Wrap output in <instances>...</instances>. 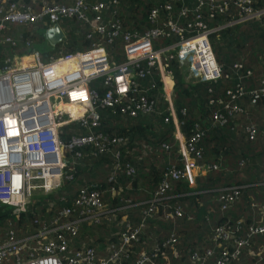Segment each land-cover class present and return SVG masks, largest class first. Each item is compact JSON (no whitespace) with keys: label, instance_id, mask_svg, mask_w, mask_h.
Here are the masks:
<instances>
[{"label":"built area","instance_id":"1","mask_svg":"<svg viewBox=\"0 0 264 264\" xmlns=\"http://www.w3.org/2000/svg\"><path fill=\"white\" fill-rule=\"evenodd\" d=\"M259 1L262 2L260 7L254 6V0H196L193 7L182 5L176 14L172 13L171 4L165 2L147 12L150 26L139 31L125 28L116 20L103 21V2L87 5L83 0H73L71 4L40 0L41 6L35 8L23 1L0 0V44H15L8 35L2 36L9 23L38 25L37 28L40 24L45 29L57 24L60 18L70 17L88 26L85 38L90 39L92 34L100 38L99 43L93 42L86 51L41 61L38 50L30 48L26 53L5 58L0 63V205L18 215L26 211L32 191L50 193L60 186L62 179H70L71 175L66 170V152L78 159L87 148L90 151L85 154L90 156L113 151L123 138L97 129L99 115L95 107H111L132 117L146 115L154 109V100L147 94L154 87L164 103L166 115L163 120L171 121L172 136L181 162V167H166L157 186L149 193V203L142 211L140 223L132 227L126 224V229L116 233L118 244L116 247L113 244L107 246L105 258L96 261L90 247L74 250L70 247L71 239L81 224L98 225L114 220L113 209L102 200L100 191L93 184L78 188L71 203L55 210L32 234L17 237L8 230L6 239L0 243V264H129L123 262L127 257L126 251L137 240L144 219L156 211L154 202L164 197L171 180H189L191 169L201 158V151L196 146L201 133L195 131L184 138L180 131V122L173 107L171 76L164 63L167 59H174L183 70L186 82L218 79L221 71L214 59L208 34L248 20H258L264 28V0ZM203 6L209 16L223 13L231 6L235 8L236 15L222 25L208 28L200 13ZM116 39L122 43L124 56L119 63L113 62L105 51V45ZM165 39L169 41L164 43ZM22 58L26 60L22 61ZM263 59L259 58L261 63H264ZM57 63L63 67L54 70ZM233 67L241 69L239 63ZM153 74L155 80L147 81ZM249 74L248 70L244 74L237 73L234 88L226 90V99L217 100L219 107L210 115L213 123L223 127L244 114V109L235 101L238 96L247 95L250 105L264 96V76L255 87L244 92L240 80ZM96 78L101 80L105 89L101 94L87 86ZM69 123H76L87 131L71 133L62 141L60 128ZM230 129H233L232 125ZM240 132L246 141L251 142L256 138L257 127L247 121L241 125ZM114 157H118L117 152ZM116 167L117 164L113 166ZM206 167L216 170L221 165L212 163ZM124 173L133 175L132 165L125 164ZM110 191L111 194L116 193L114 188ZM238 194L236 186L224 187L216 194L215 202L220 210H226ZM124 202L129 201L126 199ZM256 206L260 213L259 223L245 229L244 236H241L243 230L239 221L232 227H215L211 238L213 246L206 248L202 255L192 252L190 259L193 264H228L237 260L251 236L264 234V201ZM179 215L180 209L175 207L164 217ZM124 220L122 216L119 224ZM215 247L219 248L218 256L206 262V257L213 254ZM154 251L155 248L149 254L140 252L130 264H159L154 260Z\"/></svg>","mask_w":264,"mask_h":264},{"label":"trees","instance_id":"2","mask_svg":"<svg viewBox=\"0 0 264 264\" xmlns=\"http://www.w3.org/2000/svg\"><path fill=\"white\" fill-rule=\"evenodd\" d=\"M23 1L32 7L39 8L40 0H3ZM57 4H71L73 0H45ZM87 5L103 2L105 7L101 11L103 21H118L121 26L139 31L150 26L146 19L147 12L165 2L171 4L172 13L176 14L182 5L193 7L196 0H83ZM255 7L262 6V2L254 0ZM230 7V6H229ZM160 13L163 11L160 10ZM202 21L208 28L222 25L232 19L235 8L230 7L223 13L209 16L206 7L200 9ZM190 17V15H188ZM58 26L63 32V38L52 50L39 52L41 61L49 57L86 51L93 42H100L99 36L92 34L85 38L89 31L87 25L74 17L60 18ZM31 24L6 25L2 36L8 35L15 42L0 44V63L13 55L24 54L44 38L36 32ZM39 24V28H40ZM214 59L220 67V77L214 81L186 82L183 70L174 59H167L164 67L171 76L173 92V107L179 128L184 138L199 131L200 137L196 146L201 151V158L209 164L220 163L221 168L209 170L202 178V182L190 188L184 180H171L170 189L163 198L154 202L156 211L143 221V227L138 233L137 240L127 249L125 263H131L140 252L156 251L154 260L159 264H193L191 253L204 254L206 248L213 246L212 233L220 225L234 226L236 221L244 230L260 221V213L256 204L263 198L256 191L261 182L259 172L263 154L242 147V138L231 137L230 122L221 127L211 120V112L219 107L218 99H226V90L233 89L237 81V73L244 74L240 82L244 92L255 87L260 77L264 76V28L258 20H248L240 24L225 26L208 34ZM169 40L165 39L164 43ZM105 51L110 59L119 63L124 59L122 43L116 39L112 44L105 45ZM264 60V59H263ZM239 63L241 69L235 70L233 64ZM154 73V71H152ZM148 80H155L154 74ZM88 88H94L98 93L105 90L99 78L87 83ZM146 94V92H145ZM154 100V109L146 115L127 116L120 114L111 107H95L99 115L98 130L110 136H120L123 142L116 145L113 151L90 156L89 148L84 150L81 158H72L66 152L68 166L66 170L70 179H62L60 186L50 193L38 194L27 204V209L18 215L12 214L10 208L0 205V243L6 239V232L12 230L17 237L32 234L39 228L55 210L69 205L78 188L84 185H95L100 191L102 200L113 209V222L98 225L81 224L77 234L71 239L72 250L80 247H90L94 250L96 261L108 255L107 246L118 244L116 233L128 226H137L142 219L149 203V193L157 186L166 167H181L178 148L172 136L171 121L164 122L166 112L164 103L154 87L147 92ZM212 100V102H210ZM235 101L242 107V103L255 106L261 103L264 107V96L256 100L253 105L248 103L247 95L238 96ZM61 140L65 141L71 133H84L87 130L76 123L61 126ZM242 143V144H241ZM163 144L166 146L164 147ZM145 147V148H144ZM118 157H114V153ZM138 152V153H136ZM136 153V154H135ZM117 164L116 168L113 166ZM125 164L132 165L133 175H125ZM263 165V164H262ZM226 169V170H225ZM111 177V180L108 178ZM236 186L238 197L226 210H220L216 204L212 210L207 209L204 200L215 195L220 189ZM114 188L116 193L111 194ZM128 200L125 203L124 200ZM216 203V202H215ZM52 204V206H50ZM180 209L179 216L164 217L173 208ZM125 220L120 225V218ZM172 239V241H170ZM168 240V242H167ZM231 242V241H229ZM230 245L229 243H225ZM213 254L206 257V262L213 261L219 253L214 248ZM260 257V260H258ZM263 264L264 262V234L251 236L247 245L241 249L238 259L228 264Z\"/></svg>","mask_w":264,"mask_h":264},{"label":"crops","instance_id":"3","mask_svg":"<svg viewBox=\"0 0 264 264\" xmlns=\"http://www.w3.org/2000/svg\"><path fill=\"white\" fill-rule=\"evenodd\" d=\"M40 28L43 29V27ZM242 108L244 109V114L238 115L233 119L232 122H230V125L233 126V129L229 130V133H231L232 131L230 136L233 138L241 137L243 140L242 143H244L242 147H247L252 151L262 153L264 158V107L261 103H258L255 106H249L246 105V103H242ZM247 121L254 123L257 127L256 138L251 142L246 141L243 137V134L240 132L241 125ZM207 164L209 163L199 161L197 162L196 166L191 169L190 179L184 180L187 182L190 188H193L196 184L202 182V178H204V176L209 172V169H207L206 167ZM260 167L261 171L259 172V177L262 181L257 184L258 186L256 191L259 193L258 195H260L264 201V160L263 162H261ZM204 203H206L208 210H212L216 205L215 195H212L208 199L204 200Z\"/></svg>","mask_w":264,"mask_h":264},{"label":"water","instance_id":"4","mask_svg":"<svg viewBox=\"0 0 264 264\" xmlns=\"http://www.w3.org/2000/svg\"><path fill=\"white\" fill-rule=\"evenodd\" d=\"M42 36L50 47L54 48L55 45L63 38V32L58 24H52L44 29Z\"/></svg>","mask_w":264,"mask_h":264},{"label":"rangeland","instance_id":"5","mask_svg":"<svg viewBox=\"0 0 264 264\" xmlns=\"http://www.w3.org/2000/svg\"><path fill=\"white\" fill-rule=\"evenodd\" d=\"M43 31H44V29H41V28L36 29V32L37 33H40L41 35H42V32ZM34 48L37 49L40 52H42V51H48V50H52L53 49L52 47H50V45L45 40H43L41 43L35 44L34 45ZM21 60L22 61L23 60L25 61L26 58H22ZM60 67L62 68L63 66L60 64ZM183 78L185 79V74L184 73H183ZM136 153H138V152H136ZM38 194H40L38 191H32L31 197L29 199V203L32 202Z\"/></svg>","mask_w":264,"mask_h":264},{"label":"bare ground","instance_id":"6","mask_svg":"<svg viewBox=\"0 0 264 264\" xmlns=\"http://www.w3.org/2000/svg\"><path fill=\"white\" fill-rule=\"evenodd\" d=\"M57 69H61V67H60V63L58 64H55V67H54V70H57Z\"/></svg>","mask_w":264,"mask_h":264}]
</instances>
